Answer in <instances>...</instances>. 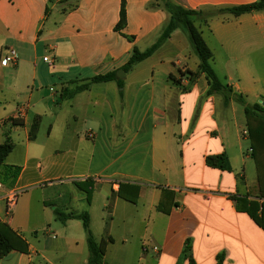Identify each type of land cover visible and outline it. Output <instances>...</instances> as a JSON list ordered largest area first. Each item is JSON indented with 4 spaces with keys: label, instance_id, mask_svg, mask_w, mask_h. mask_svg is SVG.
<instances>
[{
    "label": "crops",
    "instance_id": "crops-1",
    "mask_svg": "<svg viewBox=\"0 0 264 264\" xmlns=\"http://www.w3.org/2000/svg\"><path fill=\"white\" fill-rule=\"evenodd\" d=\"M172 1L208 13L262 0ZM170 18L160 0H0V145H14L0 168V221L28 245L0 264H89L82 221L61 222L56 211L90 215L96 241L106 243L104 264H178L188 240L191 259L182 264H217L219 255L223 264H264V154L253 155L247 125L241 132L237 101L207 96L180 30L122 69ZM194 25L233 93L264 104L250 68L264 66V10ZM11 48L18 63L3 65ZM119 70L122 86L90 83ZM222 154L231 171L207 164ZM4 167L19 170L14 182L3 180ZM80 182L93 184L91 202ZM10 188L19 197L7 220ZM252 204L263 226L246 212Z\"/></svg>",
    "mask_w": 264,
    "mask_h": 264
},
{
    "label": "trees",
    "instance_id": "trees-1",
    "mask_svg": "<svg viewBox=\"0 0 264 264\" xmlns=\"http://www.w3.org/2000/svg\"><path fill=\"white\" fill-rule=\"evenodd\" d=\"M162 6L170 13L171 18L167 26L163 29L161 36L155 44L146 49L145 51H140L135 48L129 61L122 68L125 73L129 72L139 63L150 58L158 49H160L171 37L175 31H182L188 38L190 45L194 54L198 57L199 72L206 76L209 83V90L207 96H212L215 94H220L224 98V102L227 105L232 99L244 105L245 114L247 117V125L249 131V137L252 144L253 155L257 156L259 154H264V106L260 104H255L253 106H248L242 95L234 94L231 87L224 85L220 78L218 77L214 67L212 66L213 53L203 39L200 31L195 27L194 20L197 17H202L205 21H209L214 15H219L223 13L232 14L234 16H240L246 13H251L254 11L264 10V0L237 7H228L222 9H215L204 13L202 11H193L185 9L184 7L176 4L172 0H160ZM126 25V11L124 5L121 10V21L116 27V30L121 31ZM191 76L196 74L188 71ZM117 81L119 86L122 83L117 78L116 72H111L106 75H99L91 79L90 83H103ZM89 88V84L81 85L77 87L74 93L82 92ZM37 127L34 126L32 130V138H35V132ZM14 148L13 143L7 138L6 142L0 145V168L3 167V163L6 158L12 152ZM207 164L211 167H216L224 171H231L230 162L225 154L219 156H210L207 158ZM19 175V170L13 167H4V181L7 182L15 179ZM77 185L86 192L87 199L91 202L93 184L90 182L88 185L86 183H77ZM253 206V204H252ZM246 212L256 221L260 226L262 222L257 216V210L254 208H246ZM57 219L61 222H66L70 219H79L83 223L84 230L87 236V245L89 250V264H104L105 248L106 243L102 241L98 243L95 239L91 228L90 215L88 213H83L79 215L75 214H65L60 211H56ZM12 252L28 253V245L22 240L9 225L2 223L0 221V260L8 256ZM186 258L191 259V243L188 240L186 248L184 250V255L178 262L182 264V261ZM224 256L219 255L217 259V264H223ZM191 264L193 262L191 261Z\"/></svg>",
    "mask_w": 264,
    "mask_h": 264
},
{
    "label": "rangeland",
    "instance_id": "rangeland-1",
    "mask_svg": "<svg viewBox=\"0 0 264 264\" xmlns=\"http://www.w3.org/2000/svg\"><path fill=\"white\" fill-rule=\"evenodd\" d=\"M215 68H216V71L218 73V77L221 79L222 83L224 85H227L226 84L227 83V79H226L227 74H226V72L224 70V67L220 66V65H217ZM235 68H238V67H234L233 69H235ZM250 68H251V75H253V77H254L256 87H258L259 90H261V92H264V66H251ZM235 80L238 81V77L237 76H236ZM245 101H246V104L248 106H253V105L256 104L252 98H246ZM257 104H260V105L264 106V104L261 103L260 101ZM236 108H237V111H236L235 115H236V118L239 121L240 130H241V132H243V129H245L246 125H247L244 105H242L241 103L237 102L236 103ZM232 114L233 113L230 110H228L226 112V116H231ZM224 120H226V122L229 124L228 117H226V119H224ZM241 134H243V133H241ZM241 138H242L243 144L245 145V150L249 149L250 148V141L249 140H243V138H244L243 135L241 136Z\"/></svg>",
    "mask_w": 264,
    "mask_h": 264
},
{
    "label": "built area",
    "instance_id": "built-area-1",
    "mask_svg": "<svg viewBox=\"0 0 264 264\" xmlns=\"http://www.w3.org/2000/svg\"><path fill=\"white\" fill-rule=\"evenodd\" d=\"M19 55L15 49H9L7 54L1 58V63L3 65H16L18 63ZM44 61L47 63H51V58L46 56L44 57ZM91 137V134H89ZM0 189H4V184L0 183ZM19 197V192L16 189H7L6 194L4 196L6 203V218L7 220H11L14 209L17 204V200Z\"/></svg>",
    "mask_w": 264,
    "mask_h": 264
},
{
    "label": "water",
    "instance_id": "water-1",
    "mask_svg": "<svg viewBox=\"0 0 264 264\" xmlns=\"http://www.w3.org/2000/svg\"><path fill=\"white\" fill-rule=\"evenodd\" d=\"M120 74H123V75H124V72L121 71V70H119V71L117 72V76L119 77Z\"/></svg>",
    "mask_w": 264,
    "mask_h": 264
}]
</instances>
